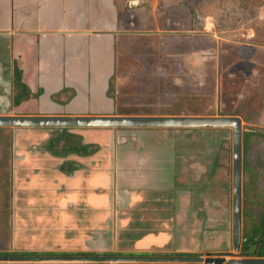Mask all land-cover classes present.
Instances as JSON below:
<instances>
[{
	"label": "crops",
	"instance_id": "obj_1",
	"mask_svg": "<svg viewBox=\"0 0 264 264\" xmlns=\"http://www.w3.org/2000/svg\"><path fill=\"white\" fill-rule=\"evenodd\" d=\"M125 6V0H0V115L142 116L119 112L116 97L109 94L119 46L150 30V20H136ZM246 45L261 54L253 75L261 99L264 45ZM15 68L31 93L18 106L13 101ZM256 107L264 115V105ZM220 116L241 119L239 112ZM205 131L0 127V256L209 255L210 242L223 251L220 245H229L230 235L223 230L224 215L215 218L221 208L211 197L214 132L210 138ZM190 207L193 224L185 229ZM182 230L192 236L191 246L183 242Z\"/></svg>",
	"mask_w": 264,
	"mask_h": 264
},
{
	"label": "rangeland",
	"instance_id": "obj_2",
	"mask_svg": "<svg viewBox=\"0 0 264 264\" xmlns=\"http://www.w3.org/2000/svg\"><path fill=\"white\" fill-rule=\"evenodd\" d=\"M125 2L129 15L136 20H150V30L137 33L119 46L112 87L118 111L142 116L177 113L200 117L239 112L242 134H250L246 148L242 141V222L256 219L264 204V115L263 109L256 106L264 105V97L260 99L261 94L254 91V81H258L254 67L261 54L246 44L264 45V0ZM33 105L31 101L28 106ZM204 129L210 138L214 132L210 151L215 153V182L211 197L221 208L215 218L224 215L227 220L222 223L230 235L229 245L220 248L231 260L239 257L232 240L233 130ZM193 199L197 204L198 191ZM185 214V229H189L193 208ZM181 233L183 242L191 246L190 233ZM199 240L204 245V239ZM216 250L210 242V256Z\"/></svg>",
	"mask_w": 264,
	"mask_h": 264
},
{
	"label": "water",
	"instance_id": "obj_3",
	"mask_svg": "<svg viewBox=\"0 0 264 264\" xmlns=\"http://www.w3.org/2000/svg\"><path fill=\"white\" fill-rule=\"evenodd\" d=\"M0 127H109V128H232V240L237 252L242 237V121L237 116L164 115V116H105V117H57V116H17L0 115ZM228 252H216L214 256L204 259L202 256L175 255L151 256H0V260H78L97 262H182L198 264H264L262 258L226 259Z\"/></svg>",
	"mask_w": 264,
	"mask_h": 264
},
{
	"label": "trees",
	"instance_id": "obj_4",
	"mask_svg": "<svg viewBox=\"0 0 264 264\" xmlns=\"http://www.w3.org/2000/svg\"><path fill=\"white\" fill-rule=\"evenodd\" d=\"M113 80L110 84L109 94L112 95V87ZM14 86H15V94H14V105L18 106L24 98H27L31 95L29 89L22 83L21 73L18 68H15L14 73ZM34 97H37L35 94ZM177 114V113H176ZM64 131L67 129H63ZM250 140L249 133L242 134L243 147H247V144ZM243 168L244 163H243ZM251 236L246 240H243L240 244V248L238 250V256L241 258H262L264 257V204L262 207V212L256 219H251L250 222H242V237H246L248 235ZM18 253H4L6 256H12ZM30 254V253H24ZM186 256H192L193 254H182ZM95 256H113L112 254H96ZM171 256V255H169Z\"/></svg>",
	"mask_w": 264,
	"mask_h": 264
},
{
	"label": "flooded vegetation",
	"instance_id": "obj_5",
	"mask_svg": "<svg viewBox=\"0 0 264 264\" xmlns=\"http://www.w3.org/2000/svg\"><path fill=\"white\" fill-rule=\"evenodd\" d=\"M223 252V251H222ZM215 255V254H214ZM213 255V256H214ZM192 256H202L204 259H206L207 257H210V254L209 255H192ZM182 263V262H181ZM191 264H198V263H191Z\"/></svg>",
	"mask_w": 264,
	"mask_h": 264
}]
</instances>
